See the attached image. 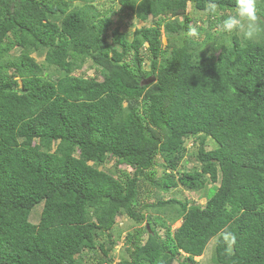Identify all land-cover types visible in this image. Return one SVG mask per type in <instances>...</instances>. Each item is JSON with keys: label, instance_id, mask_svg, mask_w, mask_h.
<instances>
[{"label": "trees", "instance_id": "trees-1", "mask_svg": "<svg viewBox=\"0 0 264 264\" xmlns=\"http://www.w3.org/2000/svg\"><path fill=\"white\" fill-rule=\"evenodd\" d=\"M97 1L0 0V264H82L97 250L98 264H200L225 227L234 255L215 240L210 263L264 264V35L220 37L205 55L187 9L209 0H113L150 24L108 41ZM215 2L222 18L234 12L235 0ZM87 62L94 76L74 73ZM188 138L196 165L180 171ZM110 159L132 172L100 167ZM155 165L160 181L145 175ZM139 176L211 194L203 206L159 196L136 207ZM118 214L144 224L112 263Z\"/></svg>", "mask_w": 264, "mask_h": 264}, {"label": "rangeland", "instance_id": "rangeland-1", "mask_svg": "<svg viewBox=\"0 0 264 264\" xmlns=\"http://www.w3.org/2000/svg\"><path fill=\"white\" fill-rule=\"evenodd\" d=\"M96 6L100 9L102 15H109L112 19V24L107 30V40L110 41L111 30L120 27L121 30L127 31L132 30L133 27H139L141 25L150 24V20L148 19L146 22L137 20L132 14H130L126 10H121L118 8V5L113 0H98ZM188 14L192 17L190 24H198L199 30L201 32V36L197 38H192L195 41V46L201 50H205V55H217L220 48L216 50L214 47L217 45L220 47V37H225L228 41H231L230 36L233 33H221L216 25L219 22L218 20L211 19L205 15L204 11L193 10L191 5H188ZM231 14V13H230ZM219 15V12H218ZM222 18V17H221ZM223 34L224 36H221ZM241 36L239 33H236ZM207 35H210V40L206 41ZM242 37V36H241ZM162 45L166 44V35L164 32L161 34ZM14 55H18V52H15ZM32 56L38 62H43L44 55L43 53L33 52ZM143 67L145 69H149V61L148 58H145L143 63ZM74 73L82 74L87 77L94 76L96 71L93 67L90 66L89 62H87L81 70H77ZM209 141V140H208ZM186 153L183 158L179 162V170L183 171L184 169H191L196 165L194 160V154L197 150V143H193L192 139L188 138L185 141ZM213 147V143L211 142L207 145V148ZM101 168L109 171H114L116 169H120L126 173H131L132 168L126 164H119L114 159H110L105 161L101 166ZM163 166L155 165L150 170L145 172V175L152 179L153 181H160L163 173ZM169 171V170H167ZM119 178H123L124 176L121 173H116ZM138 198L136 201V207H139L141 204L153 201L155 202L157 197H161L163 200L169 198H176L186 203L187 206H203L205 201L209 198L211 191L210 185H206L204 188L198 190H188L181 186L169 188L168 191L163 192L155 187L145 176H139L138 178ZM213 187H216L214 185ZM214 189H212L213 192ZM37 211L40 210L39 205H35L34 207ZM151 209L145 210L146 213ZM116 223L111 228L112 237L115 239V244L111 249V254L113 255V262H118L122 258L128 257L127 246L129 245L125 240L128 235H134V230L136 227H139L144 224V222L137 224L132 219L128 218L125 214H118L115 218ZM180 224V220L175 221L171 227L175 228ZM160 233L163 232L162 228H158ZM142 237H145V233H143ZM215 238V237H214ZM212 238L208 244L206 245L204 252L202 255L195 257V260L200 264H217L210 263L212 259V254L214 253V242L215 239ZM102 257V254L97 250V252H84L82 257V264H98L97 261ZM106 264V263H102ZM177 264V263H173Z\"/></svg>", "mask_w": 264, "mask_h": 264}, {"label": "clouds", "instance_id": "clouds-1", "mask_svg": "<svg viewBox=\"0 0 264 264\" xmlns=\"http://www.w3.org/2000/svg\"><path fill=\"white\" fill-rule=\"evenodd\" d=\"M257 3L258 0H235L234 12L221 18L218 15V3L209 0L204 13L209 18L219 21L216 27L221 33H239L245 41L252 42L264 35V21H261L257 14ZM187 35L198 39L201 36L198 24H190ZM214 239L217 244L224 245V255L229 257L234 255L237 237L227 227L217 233Z\"/></svg>", "mask_w": 264, "mask_h": 264}, {"label": "water", "instance_id": "water-1", "mask_svg": "<svg viewBox=\"0 0 264 264\" xmlns=\"http://www.w3.org/2000/svg\"><path fill=\"white\" fill-rule=\"evenodd\" d=\"M152 80H154V79H153V78H151V77H149V78L145 79L143 82H146V83H148V82H151Z\"/></svg>", "mask_w": 264, "mask_h": 264}, {"label": "bare ground", "instance_id": "bare-ground-1", "mask_svg": "<svg viewBox=\"0 0 264 264\" xmlns=\"http://www.w3.org/2000/svg\"><path fill=\"white\" fill-rule=\"evenodd\" d=\"M198 257V256H197Z\"/></svg>", "mask_w": 264, "mask_h": 264}]
</instances>
